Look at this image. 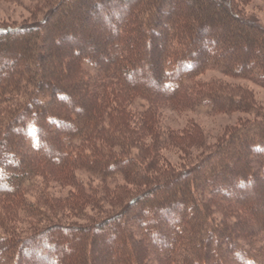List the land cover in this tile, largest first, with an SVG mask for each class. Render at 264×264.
I'll use <instances>...</instances> for the list:
<instances>
[{
	"label": "trees",
	"instance_id": "obj_1",
	"mask_svg": "<svg viewBox=\"0 0 264 264\" xmlns=\"http://www.w3.org/2000/svg\"><path fill=\"white\" fill-rule=\"evenodd\" d=\"M58 1L56 8L41 20V24L0 27V43L13 42V39L18 42V48H13L15 57L11 59L13 70L4 72L0 69V102L13 99L4 90H14L19 86L29 89L24 100L17 101L22 104L9 124L16 129L11 141L19 137L17 149L9 146L11 141L7 136L10 131L5 136L4 133L0 135V198L16 200L22 195L24 180L35 176V170L26 161L30 158V153L26 155L27 151H24V145L29 147L27 141L34 143L33 148L28 149L44 159L42 166L50 169L54 166L50 163L54 150L51 147L52 139L56 141L55 146L62 153L59 166L76 185V191L83 184L77 175L79 169L98 174L103 180L119 175L126 185L129 183L132 186L126 188L119 186L122 185L119 183L113 188L107 187L102 191L92 188L91 192H87V199H82L93 202L90 215L84 217V222L89 223L87 225L73 224L68 227L56 224L23 239L0 230V264H28L29 261L33 264L36 259L34 252L38 250L41 253L46 247L50 250L42 253L46 261L52 259L55 264H68L69 260L70 264H91L83 253V243L90 233L104 228L108 229V234L111 233L109 238L116 239L117 232L120 235V250L111 257L112 264H132L138 253H133L125 244L130 239L149 237L160 246L168 247L163 252L165 264H234L237 257L240 264H264V213L259 218L251 214L256 226L251 232L236 233V220L231 223L227 221L237 216L235 208L243 212L248 209L243 203H233L228 196L257 201L255 192L264 185V109L246 85L217 79L204 82L197 79L204 70L217 69L225 76L247 80L264 88V25L243 13L242 5L247 0H196L200 1V10L208 11V14L200 16L204 20L198 24L191 21L192 13L183 10L182 6L173 12V4L178 6V3L167 0L165 14L169 16L172 13L170 26L174 25V29L169 31L166 17L159 16L156 20L152 15L161 0H139L128 20L130 28L127 35L113 42L117 54L111 62L102 63V57L99 58L104 53L96 50L90 55L73 58V61L77 60V66L89 62L100 70L95 77L88 76L96 91L91 93L90 107L83 106L84 114L75 126L72 125L73 115H70L69 105L65 101L69 95L62 86L51 84L53 81L46 76L48 69L39 52L41 28L68 0ZM102 1L69 0L86 18L87 15L97 16V8ZM211 10L220 11L223 20H218L222 23L226 21L232 28L222 45H218L219 32L215 33V29L206 23V19L211 18ZM178 11L181 12L180 16ZM69 15L61 28L49 26L46 34L57 33L60 43L72 37L68 26L74 24L78 14ZM156 24H160V28ZM118 25H112L114 32L120 31ZM153 30L155 35L161 37L160 43L165 45L162 57L157 58V69L150 72L146 81L129 78L131 72L142 68L141 56L147 52L146 41L151 38ZM242 37L244 41L241 43L239 39ZM129 40L136 47L131 52L127 48ZM212 44L215 47L210 49ZM10 48V45L0 47L1 62L9 58L6 55L13 51ZM123 50L124 54L121 52ZM57 66L58 71L54 73L56 78L72 77L60 63ZM84 76L82 71L77 75L80 80ZM77 83L68 81L63 86L71 89ZM165 85L171 90L166 89ZM168 102L169 106L177 109L206 107L214 113L241 111L254 117L250 116L229 128L215 144L208 145L207 153L196 163L178 168L162 154L163 146L177 138L170 134L165 139L159 125L160 106ZM137 104L147 106L141 111H132ZM34 106L40 108L41 112L33 110L34 114L31 113L30 108ZM147 135L153 141L150 145L145 141ZM116 143L118 148L114 149ZM180 144L177 143L178 146ZM134 145L141 148V155ZM109 147H113L112 150ZM182 147L187 148L186 145ZM22 148L24 155L18 154ZM105 148L109 154L104 151ZM35 163L38 164V161ZM210 189L224 194L210 197L207 194ZM129 194L132 196L120 207L115 206L114 211L104 206L107 199ZM82 199L70 201L71 206L75 207L74 211H81L80 206L85 203ZM215 201H219L218 206L223 209L220 216L212 211L217 208ZM20 203L31 216L37 219L46 216L42 209L28 206L23 199ZM186 205L187 208L197 209L196 214L186 213ZM180 214H184L181 219ZM100 215H104L101 220ZM224 215L229 218L225 220ZM237 228L242 230L241 226ZM53 232L58 234L56 238L60 242L64 239L63 233H78L77 239L73 238L79 248L76 249L77 260L52 252L57 245L50 244L47 235ZM224 247L230 248V254L225 252Z\"/></svg>",
	"mask_w": 264,
	"mask_h": 264
},
{
	"label": "rangeland",
	"instance_id": "obj_2",
	"mask_svg": "<svg viewBox=\"0 0 264 264\" xmlns=\"http://www.w3.org/2000/svg\"><path fill=\"white\" fill-rule=\"evenodd\" d=\"M93 1L95 2V0ZM138 1L139 0H104L100 4L99 8L96 7L98 12L96 16L97 18L95 17V19L92 15H87V18L85 14L81 15V10L68 0L59 12L53 14L49 18L43 29L41 28L40 32L42 33V44L40 45L39 52L43 56L42 62L44 63L46 70L48 69L45 73L46 76H50L49 78H51L53 81L51 84L55 83L56 85L62 86L63 90L68 93L69 96L65 101L69 105L70 115H73V126L76 125V123L84 114L83 106L90 107L92 103L91 93L96 91V89L93 88L94 85H91L92 82L88 76L93 75V77H95V75L100 72L96 66L89 62H84L77 66V60L73 61V58L78 56L81 57L82 55H90L94 52V50H96L97 52L100 51L104 53L102 56L100 55L99 58L101 59L102 57V63H105L104 61L111 62L114 55L117 54L116 47L112 46L113 42L119 39H124V36L127 35V30L130 28L128 25V20L132 17L135 5ZM59 2L60 1L58 0H0V27H19L34 23L41 24V20L46 19L47 14H50V12L56 8L55 5H58L57 3ZM176 2L178 3V6L177 4H173V12H176V10L182 6L183 10H187L189 13H192L193 18L191 21H194L196 24L201 22V20H204L201 19V15L208 14V11L200 10V1L176 0ZM167 5V0H161L157 10L154 11L152 15L153 17H156V20L159 16L166 17L165 19L168 21L167 31H169L171 28L174 29V25L173 27L170 26V23L172 22L171 17H173L171 15L172 13L169 14V16L165 14ZM242 10L245 15L252 17L254 20H257L262 25H264V0H247L245 5H242ZM219 12L220 11L216 12L211 10V18L206 19V23H209L208 25L210 28H213V30L215 29V33L217 31L219 32L220 36H218L217 39L219 40L218 45H222V42L226 41L230 36L232 28L228 26L226 21L224 23L221 22L223 19ZM177 13H179V11ZM68 14H70L69 16L78 14V16L76 19H74V24L68 26V32L72 34V37L66 38L67 40L60 43L58 42L59 39H57L59 36H56L57 33L56 35L51 33L50 35H47L46 33L49 32V26H58V28L63 26V21H68L66 19ZM178 15L180 16L181 12ZM218 18L221 20L219 21ZM107 22L108 24H106ZM114 23L119 24V32H114L112 29V25ZM204 23L205 22H203V24ZM156 27L160 28V24H156ZM153 32L154 30L151 33V38L146 41V43H148L146 44V54L141 56L143 59L142 68H137L134 72H131V74L128 76L129 78H141L142 80L146 81L150 76V72L153 71L157 66V58L162 57L161 55L164 53L165 45L160 43L159 38L161 37H159V35H155ZM13 40V42L3 41V43H0V47H4V45H10V49L12 50L13 48H18L16 47L18 42L15 39ZM239 40L242 43L244 38L242 37ZM131 43V40H129L127 44V48L130 50L129 52L136 48L133 47ZM214 47L215 46L212 44L210 49ZM121 48L125 49L124 46H121ZM201 49H203V47ZM206 50L208 54H212L210 53L211 51L208 47H206ZM121 52L124 54L125 51L123 50ZM6 56L9 58L5 59L3 62L0 61V69L4 72H10L13 70L11 59L15 57L14 50ZM59 63L61 66H63L66 73L72 76L71 78L67 79L66 77V79H64L62 77L56 78V76H54V73L58 71L57 64ZM81 71L85 76L80 80L77 75H79ZM197 79L198 81L202 82L209 81L211 79H217L223 80L227 83L229 82L230 84L246 85L254 92L258 104L264 109V88L255 85L250 81L230 78L222 74L221 71L217 69H209L207 71L204 70L197 76ZM68 81L78 83L71 86V89L64 88L63 84ZM165 88L171 90V87L168 85H165ZM4 92L7 94L10 93V97L13 99L0 102V135L4 133L5 136V134L10 131L7 137L9 141H11L16 129H12L9 124L11 120L15 118L13 115L16 113V109H18V107H20L22 104L17 103V101L24 100V97L29 92V89L27 87L23 88L22 86H19L17 89L14 88V90H4ZM169 103L170 102L160 106L161 108L159 109L158 113L160 119L159 125L165 139H167V136L170 134L176 136L177 138L171 140L170 143L166 144V146H163L162 154H164L165 158L170 162V164L177 165L178 168L186 167L187 165L196 163L207 153L208 145L215 144L221 138V136L227 132V130H229V128L250 116L254 117L247 112L241 111L214 113L206 107H197L194 109H177L169 106ZM50 106L51 109H54L52 105ZM50 106H48V108H50ZM146 106L147 104H139L138 106L134 105L132 107L134 108L132 111H141ZM30 110L31 113H33V110L39 111L38 113L41 112V109L36 106H34V108H30ZM133 121L136 122V119ZM18 139L19 137L13 139L10 142L11 144L9 146L11 149H17V146L19 145ZM150 140V135L145 136L147 145L153 143V141ZM27 143L29 147L33 148L32 145L34 143L32 141H27ZM177 143L181 144L178 146ZM55 144L56 141L52 139L51 147L52 150H54L51 152L53 156L51 155L50 157V163L54 166L51 169L48 168V166H42L43 164L41 162L45 163V160L37 157L34 151L28 149L29 147L27 145H24L25 147L22 146L25 150L22 148V150L18 151V154L20 153L21 155L23 154V150L27 151L26 155L30 153V158L26 159V161H29L30 168L35 170V176H32V179L29 177V180H24L22 195H20V197L16 200L6 201L2 197L0 198V230L9 233L12 237L17 239L28 238V236H33L38 230H45L49 226L56 224H59L60 226H68L73 224L87 225L89 223L84 222V217L86 218L88 215H90L89 213H91V205L93 203L92 201L85 200L87 199V192H91L92 188H94L96 191H102L107 187L113 188L119 183L122 184L119 186L126 188H130V186H132L129 183L126 185L124 180H122V177L119 175H115V178L113 179L103 180L102 176H99L98 174H92L86 170L79 169L77 170V175L83 180V184L79 185L80 187L78 191H76V185L68 179L65 170H61L62 168L59 166V162L62 159V153L60 148L56 147ZM181 145H186L187 148H180ZM134 147L138 152L140 151L141 155V148L135 145ZM112 148L113 147H109V150H112ZM115 148H118V143L115 144L114 149ZM104 151L109 154L108 149L105 148ZM32 158H34V160ZM35 161H38V164H36ZM138 192H140V190H138ZM248 192L249 191H246L245 193ZM207 194H209V196L211 195L210 197H212L223 195L224 193L210 189L209 193ZM255 194L258 198L257 201L240 199L241 197H237L235 195L228 196V199L233 201V203H243L248 206V209L246 208V212H243L244 210H240L239 208H235L238 214L236 217L234 216L232 219H230L231 221L226 219L229 218V216L225 218L224 215V219L229 223L236 220L237 227L241 226L242 230L236 227L234 230L236 233L238 231H242L244 233L251 232L252 230L254 231L256 226L253 222L251 214L259 218L264 213V185L262 188H260V190L256 191ZM129 196L132 195H124L122 198L116 197L113 198V200L107 199L104 206L106 209H109V211H114L115 206L120 207L125 201L129 199ZM83 197L86 198L82 199ZM75 198L85 200V203L81 204V211L79 212L74 211L75 207L71 206L70 201ZM22 199L25 201V204L28 203V206L42 209V213L46 214V216L39 219L31 216L29 212L25 211L23 205L20 203ZM218 202L219 201L214 202L215 205H217V208H213L212 211H214L216 215L220 216L222 215L221 212L223 209L218 206ZM214 203L211 204V207ZM100 207H103L102 203ZM184 207L186 213L196 214L197 212V209L195 210L187 208V205ZM183 215L184 214H180L179 219L183 218ZM103 216L104 215H100V220ZM168 223L169 221H167V224ZM107 230V228H104L97 233H90L87 236L85 243H83V253H85L86 259L90 261L91 264H112L110 263V260L112 259L111 257L119 253V243L121 242L119 233H115L117 238L112 239L109 238L111 233L108 234ZM57 235L58 234L56 232L47 235L50 244L53 245L56 243L57 245L56 249L52 250V252L61 253L66 258H76L77 260L78 254L76 249L79 248L77 241L73 240V238L77 239L76 237L78 233H63L62 236L64 239L61 242L57 240ZM151 240V237H149L142 240L130 239V241H127L125 247L128 249L131 248L130 250H132L133 253H138V255L134 256L135 261L132 264H165L163 252H166L168 247H162L155 240ZM87 248L90 250L89 253ZM224 250L227 254H230V248L226 249L224 247ZM46 251L50 252L49 247H46V250L43 249L41 253L38 250L35 252L33 251L36 254V259H34L33 264H55L54 260L52 259H49V261L44 260V255H42V253ZM239 260L240 259L237 257L234 260V264H240L241 261ZM23 261L24 258L22 259V262ZM112 261L113 260H111V262ZM67 262L70 264L69 260H67ZM30 263L31 261L28 262V264Z\"/></svg>",
	"mask_w": 264,
	"mask_h": 264
}]
</instances>
